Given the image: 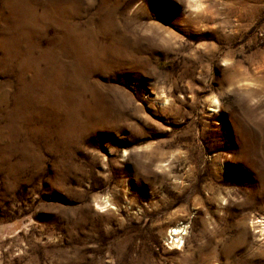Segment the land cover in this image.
Segmentation results:
<instances>
[{"label":"rangeland","instance_id":"374dc122","mask_svg":"<svg viewBox=\"0 0 264 264\" xmlns=\"http://www.w3.org/2000/svg\"><path fill=\"white\" fill-rule=\"evenodd\" d=\"M191 1L0 0V264H264V0Z\"/></svg>","mask_w":264,"mask_h":264},{"label":"bare ground","instance_id":"6f19581e","mask_svg":"<svg viewBox=\"0 0 264 264\" xmlns=\"http://www.w3.org/2000/svg\"><path fill=\"white\" fill-rule=\"evenodd\" d=\"M191 2H193V4H194L195 2H197V0H192ZM213 105H214V107H217L216 100H213ZM179 232H180L179 229L177 230V228H174L173 233H171V235L176 236ZM172 238H173V236H172Z\"/></svg>","mask_w":264,"mask_h":264}]
</instances>
